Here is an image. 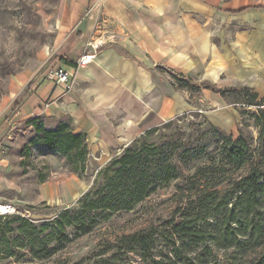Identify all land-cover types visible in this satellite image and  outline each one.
I'll return each instance as SVG.
<instances>
[{
	"label": "rangeland",
	"instance_id": "rangeland-1",
	"mask_svg": "<svg viewBox=\"0 0 264 264\" xmlns=\"http://www.w3.org/2000/svg\"><path fill=\"white\" fill-rule=\"evenodd\" d=\"M66 1L0 0V66L11 70L10 75H3L0 71V121L25 82L53 60L45 58L55 45L57 17ZM217 4L221 15L211 19V38L218 46L220 60L224 55L225 67L221 66L223 71L215 83L204 81L199 73L189 76L158 68L157 71L167 77L183 97L185 109L144 130L142 134L151 128L167 125L152 134L148 138L150 142L172 137L178 142H198L204 150L213 153L224 141L223 132L233 138L242 135L252 150L258 146L259 127L253 114L258 108L264 112V0H218ZM180 74L200 87L208 82L214 90H231L228 99L207 89L195 92L180 88L174 78ZM245 86L258 94L262 106H247L232 91ZM258 114L261 116L260 112ZM56 121L45 120V123L51 127ZM0 134V170L8 188L0 193V204H11L36 223L50 221L63 209L74 207L77 200L100 181L99 171L122 151L110 149L104 154L89 151L85 170L77 174L59 154L40 144L30 145L33 130L25 124L12 128L5 126ZM27 145H30L28 150L24 148ZM179 166L183 177L192 171L190 165ZM175 184L172 181L159 189L133 210L116 213L107 221L99 222L89 234L75 235L69 229L72 241L46 260H32L28 249L12 247L15 256L10 259L0 257V264H92L105 257L103 252L116 236L151 224L160 226L173 218L180 200L186 198L176 190ZM15 216L19 215L0 217V224L13 222ZM7 236L11 237V234ZM0 251L1 256H5L7 248L2 245ZM121 259L134 264L139 261L137 255L124 252Z\"/></svg>",
	"mask_w": 264,
	"mask_h": 264
},
{
	"label": "trees",
	"instance_id": "trees-1",
	"mask_svg": "<svg viewBox=\"0 0 264 264\" xmlns=\"http://www.w3.org/2000/svg\"><path fill=\"white\" fill-rule=\"evenodd\" d=\"M64 63L75 66L70 60ZM0 71L11 73L5 66ZM174 78L187 91L207 89L225 99L231 91L214 90L208 82L200 87L182 74ZM232 91L247 106H262L251 88ZM258 109L253 114L259 127L254 150L242 135L233 138L221 132L224 141L210 153L198 142H178L172 137L149 141L167 125L147 130L99 171L100 181L74 207L63 209L50 221L36 223L15 216L13 222L0 224V246L7 248L0 257H14L12 247H18L28 249L32 260H46L72 241L69 229L75 235L89 234L99 222L133 210L173 181L180 195H186L173 218L116 236L103 252L105 257L92 264H134L121 259L123 252L137 255V264H264V112ZM24 124L33 130L30 145L40 144L59 154L74 173L85 170L87 136L75 132L70 121L50 127L43 116H33ZM179 165H190L192 171L183 177Z\"/></svg>",
	"mask_w": 264,
	"mask_h": 264
},
{
	"label": "crops",
	"instance_id": "crops-1",
	"mask_svg": "<svg viewBox=\"0 0 264 264\" xmlns=\"http://www.w3.org/2000/svg\"><path fill=\"white\" fill-rule=\"evenodd\" d=\"M217 3L67 0L57 17L55 45L45 58L53 60L16 93L0 132L33 116L68 119L75 132L86 134L90 152L122 150L144 130L185 109L183 97L158 68L199 73L204 81L216 82L225 67L211 38V19L221 15ZM84 54L95 55L84 67L75 70L64 63ZM58 65L73 75L72 88L43 80L47 67ZM4 189L0 170V193Z\"/></svg>",
	"mask_w": 264,
	"mask_h": 264
},
{
	"label": "built area",
	"instance_id": "built-area-1",
	"mask_svg": "<svg viewBox=\"0 0 264 264\" xmlns=\"http://www.w3.org/2000/svg\"><path fill=\"white\" fill-rule=\"evenodd\" d=\"M90 47L96 49L98 45H90ZM94 57V54H84L83 56L78 58V60H76L75 62V70L89 64V62H91ZM43 80L56 85H66L67 89L72 88L74 83L73 75L70 73V71H68V69L64 65L51 66L47 68L43 74ZM15 214L21 217H26L24 214L19 213L16 208L11 204H0V216L6 217Z\"/></svg>",
	"mask_w": 264,
	"mask_h": 264
}]
</instances>
